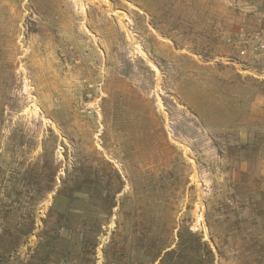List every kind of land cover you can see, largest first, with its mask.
<instances>
[{"label": "rangeland", "instance_id": "rangeland-1", "mask_svg": "<svg viewBox=\"0 0 264 264\" xmlns=\"http://www.w3.org/2000/svg\"><path fill=\"white\" fill-rule=\"evenodd\" d=\"M0 264H264V0H0Z\"/></svg>", "mask_w": 264, "mask_h": 264}]
</instances>
